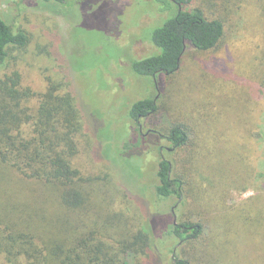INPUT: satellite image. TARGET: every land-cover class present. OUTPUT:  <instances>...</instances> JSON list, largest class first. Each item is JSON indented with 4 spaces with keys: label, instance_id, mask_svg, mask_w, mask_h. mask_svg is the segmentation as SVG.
<instances>
[{
    "label": "rangeland",
    "instance_id": "obj_1",
    "mask_svg": "<svg viewBox=\"0 0 264 264\" xmlns=\"http://www.w3.org/2000/svg\"><path fill=\"white\" fill-rule=\"evenodd\" d=\"M191 6L223 19L226 36L211 51L190 47L179 72L160 74L155 83L136 75L130 61L159 52L147 37L170 18L164 4L0 0L2 17L31 35L24 49L11 50L6 70L20 71L37 91L47 73L69 80L93 137L76 166L89 174L103 167L110 171L111 193H102L109 194L104 202L126 210L137 228L150 234V264H175L180 258L193 264H264V0H194ZM146 97L159 102L160 112L131 120L132 104ZM207 104L216 109L211 122L203 117ZM177 121L190 129L177 160L191 175L187 195L192 192L195 201L173 213L178 196L161 198L156 185L162 155L172 158L166 134ZM153 129L158 132L147 135ZM97 219L84 215V228L102 229L104 222ZM183 222L199 223L201 237L187 242L163 234ZM105 241L110 242L107 236Z\"/></svg>",
    "mask_w": 264,
    "mask_h": 264
},
{
    "label": "trees",
    "instance_id": "obj_2",
    "mask_svg": "<svg viewBox=\"0 0 264 264\" xmlns=\"http://www.w3.org/2000/svg\"><path fill=\"white\" fill-rule=\"evenodd\" d=\"M193 1L156 0L171 16L147 37L159 52L131 59L136 75L177 74L190 47L197 51L219 47L226 36L224 20L192 7ZM30 40L27 30H14L0 14V171L4 174L0 175V264H130L140 258L150 264V234L138 229L126 210H115L104 202L109 194L102 193H111L110 171L103 167L89 174L76 166L82 149L91 150L93 137L86 131L69 80L47 73L44 88L37 91L23 82L20 71L6 70L11 50L24 49ZM160 109L153 98L138 99L129 117L140 122ZM207 109L204 121L211 122L216 109L212 104ZM189 131L187 123L177 121L166 134L172 158L163 160L156 185L161 198L178 196L181 212L195 201L191 191L187 195L191 175L178 168L177 160L190 140ZM86 214L102 220L105 233L98 227L86 230ZM202 228L199 223L183 222L174 230L166 227L163 234L193 242L201 237ZM175 264L193 262L180 258Z\"/></svg>",
    "mask_w": 264,
    "mask_h": 264
},
{
    "label": "flooded vegetation",
    "instance_id": "obj_3",
    "mask_svg": "<svg viewBox=\"0 0 264 264\" xmlns=\"http://www.w3.org/2000/svg\"><path fill=\"white\" fill-rule=\"evenodd\" d=\"M154 79V82L156 83V77H154L153 78ZM157 86V85H156ZM158 87V86H157ZM158 89V88H157ZM159 91V90H158ZM139 127H140V132H143V126L141 125V123H140V125H139ZM148 132V134L147 135H149V133H151V130H149V131H147ZM143 135H146V134H143ZM163 150H164V148L163 147H161V152H163ZM169 150V149H168ZM165 159V157H164V154L162 155V160H164ZM179 202H180V200H178V202L176 203V205H174L173 206V208H172V212L173 213H175L174 211H175V208L177 207V206H179ZM174 222H175V220H174ZM174 224H176V223H174Z\"/></svg>",
    "mask_w": 264,
    "mask_h": 264
},
{
    "label": "water",
    "instance_id": "obj_4",
    "mask_svg": "<svg viewBox=\"0 0 264 264\" xmlns=\"http://www.w3.org/2000/svg\"><path fill=\"white\" fill-rule=\"evenodd\" d=\"M174 220H175V223H176V217H175V219H174Z\"/></svg>",
    "mask_w": 264,
    "mask_h": 264
}]
</instances>
